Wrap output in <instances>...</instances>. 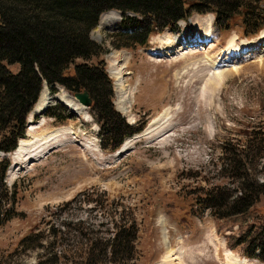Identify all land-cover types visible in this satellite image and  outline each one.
<instances>
[{
	"label": "rangeland",
	"instance_id": "obj_1",
	"mask_svg": "<svg viewBox=\"0 0 264 264\" xmlns=\"http://www.w3.org/2000/svg\"><path fill=\"white\" fill-rule=\"evenodd\" d=\"M249 6L247 12L260 14L257 24L264 22V0H249ZM123 14L110 9L101 15L91 37L105 52L89 63L105 61L114 108L141 130L126 138L129 150L115 156L116 151L103 145L106 138H101L94 110L80 109L76 114L60 98H51L42 111L36 109L43 95L65 92L66 100L75 98L65 87L45 82L26 121L22 139L31 141L27 149L0 150V165L9 162L0 180V191L9 192L3 199L9 211L0 224V256L24 264L53 256L59 264H92L106 253L107 258L96 264H264L244 256L243 245L233 247L264 222V193L244 214L219 217L213 212L232 204L238 173L264 181V155L259 149L264 146V26L252 33L245 22L252 14L241 10L226 29L213 25L214 32L211 12L191 11L178 22V31L164 29L143 46L134 42L117 48L112 42L116 38L120 44L115 35L122 30ZM110 17L114 23L102 26ZM186 27L193 32L186 36L210 39L183 48L188 44L177 38ZM173 36L177 47L166 51ZM118 55L123 58L119 76L113 65ZM10 68L16 72L19 64ZM120 81L129 91L127 110L121 107ZM51 107L65 118L45 114ZM54 131L51 147L34 160V146ZM5 135L6 130L0 132V138ZM234 148L248 153L249 148L259 150L235 156L241 160L237 172L224 160ZM225 196L224 207L211 205ZM120 228L136 232V238L131 257L113 261L106 246ZM33 232L40 233L41 241L36 248H26L23 240Z\"/></svg>",
	"mask_w": 264,
	"mask_h": 264
},
{
	"label": "trees",
	"instance_id": "obj_2",
	"mask_svg": "<svg viewBox=\"0 0 264 264\" xmlns=\"http://www.w3.org/2000/svg\"><path fill=\"white\" fill-rule=\"evenodd\" d=\"M249 7V0H0V132L6 130V135L0 138V150L10 152L17 147L18 138L25 134L27 114L36 103L45 81L52 86L61 84L72 93L89 91L93 99L91 111H95L100 123L101 138H106L105 149L115 150L126 136L141 130L142 126L136 128L129 124L114 108L112 80L105 61L100 59L97 63H89L105 52L103 46L91 37L103 12L110 9L124 12L123 28L115 35L120 44L116 38L112 42L119 48L132 46L134 42L145 44L153 33L166 27L175 29L178 21L191 11L214 12L217 23L228 27L226 25L234 15L245 10L248 15L252 14L245 22L254 29L252 33H256L264 22L257 24L260 14L247 12ZM128 11L137 13L138 17L127 15L125 12ZM249 11H253L252 8ZM14 63L19 64L16 72L10 68ZM46 114L58 116L61 121L65 118L54 112L53 107ZM252 146L256 147L255 143ZM236 149L227 151L224 157L225 165L231 171L239 172L240 169L241 160L235 156L255 154L259 149L264 155V146L249 148V153ZM8 166V161L0 165V180ZM242 174L238 173V193L231 200L232 204L224 210L215 208V215L244 214L264 193V181L260 182L248 173ZM8 193L7 188L0 191V224L8 217L9 210L4 209L3 204ZM220 193L218 197L222 198ZM227 198L225 196L218 203L211 202V205L224 207ZM260 226L255 232H248L247 238L240 239L239 245L245 243V255L264 261V223ZM135 238L136 232L131 234L118 229L106 246L110 258L113 261L129 259ZM40 241V233L33 232L23 243L26 248H36ZM106 258L107 253L92 264ZM16 261V258L0 256V264H24ZM35 264H59V259L57 256L48 257Z\"/></svg>",
	"mask_w": 264,
	"mask_h": 264
},
{
	"label": "bare ground",
	"instance_id": "obj_3",
	"mask_svg": "<svg viewBox=\"0 0 264 264\" xmlns=\"http://www.w3.org/2000/svg\"><path fill=\"white\" fill-rule=\"evenodd\" d=\"M213 17V16H212ZM211 17V18H212ZM117 18V17H116ZM115 19V18H114ZM114 19H112V17H110V18H107L104 22H103V24H102V26H105V24H111L112 22L114 23ZM112 20V21H111ZM211 20H213V19H211ZM193 23L196 25L197 23H198V21L197 20H193ZM108 25H106V26H108ZM203 25L205 26L204 27V30H206V23L205 22H203ZM114 26V25H113ZM211 26H212V28L214 29V27H213V25H212V21H211ZM194 29H196L197 30V27H193ZM212 28L210 29V31H212ZM215 30V29H214ZM195 32V31H194ZM191 33H193L191 30L188 32V30H186L185 32H183L182 34H180V35H178L179 37L177 38V39H179V40H182V44H188L187 46H185V47H183V48H188V46H195V44L197 43V42H199V40H202V42H207L210 38L209 37H207V36H202L201 34H197V35H190V36H186L187 34H191ZM169 35H174L173 33H171V34H169ZM175 37H177V36H175ZM189 38L188 40H184V39H186V38ZM193 37V38H192ZM169 38H171V43H169L168 45H167V47H166V51H168V50H175L176 49V43H178L177 41H176V39L174 38V36L173 37H169ZM263 38H264V36H263ZM198 39V40H197ZM184 40V41H183ZM263 41V40H262ZM261 41V42H262ZM261 42H259V45H260V43ZM183 45V46H184ZM259 45L258 44H255L254 46V48H256V47H259ZM197 46V45H196ZM182 48V49H183ZM181 49V50H182ZM252 49H253V47H252ZM180 51V49L179 50H177V51H175V52H179ZM232 51H234V50H232ZM164 54H166V53H163L162 55H164ZM120 55V54H119ZM117 56V57H115L114 58V60H113V62H114V66H115V68H114V73L117 75V76H119V75H121L122 74V72H121V68L118 66V63L121 61V60H123V58H122V55L121 56ZM224 72H221V73H218V74H220V76H225V73L223 74ZM217 74V75H218ZM219 76V75H218ZM120 90L118 91L119 92V96L121 97V98H123V104L121 105V107H122V109L123 110H127L128 108H129V106H130V100H129V98H128V88L127 87H124V83H123V81H120ZM42 93V92H41ZM44 93V92H43ZM45 94V93H44ZM57 96L56 97H51V95L49 96V95H47V96H42L41 97V99H39V101H38V103H37V110H40V111H42L43 110V108H45L47 105H48V103H49V101H50V99L51 98H60L68 107H69V109L71 108L72 110H74L75 111V113L76 114H80L79 112H80V109H84V110H86V108L85 107H83L82 105H80L79 103H78V101L75 99V98H73V97H70V96H68V99L66 100L65 99V96H66V93L65 92H62V93H59V94H56ZM119 97V98H120ZM120 98V99H121ZM120 101V100H119ZM77 105V106H76ZM155 120H157V119H155ZM154 120V121H155ZM33 128V126L28 130V134H30V132H32V129ZM73 129V128H72ZM72 129H69V133H72V134H74V135H76V132H75V130H72ZM56 131H54V132H51V133H49V134H44V136L39 140L40 141V143L37 145V146H34V144H31V145H29V147H30V150L32 149V147L34 146V148H33V151H37V153L35 154V158H34V160H37L38 158V156H43V154H42V152H45L47 149H49L50 147H51V143H52V139L56 136L55 133ZM60 130H58V134H60ZM63 132H65V129L63 130ZM62 134V133H61ZM58 136V135H57ZM23 137H21V139L19 140V143H18V145H17V148L14 150V151H16V153L17 152H21V151H23V150H26L27 149V147H28V143L29 142H31V141H28L27 143H25L26 141H24L23 139H22ZM34 141V140H33ZM35 142V141H34ZM129 148H130V140H128V139H126L125 140V142H124V144H123V146H122V148L120 149V150H118L117 151V153H115V156H118V155H120V154H125L128 150H129ZM22 155V154H21ZM19 156V155H18ZM21 168V167H20ZM170 255V254H169ZM172 255V254H171ZM229 255V254H228ZM176 258H178V257H176ZM178 260L180 261V259L178 258ZM226 264V263H225Z\"/></svg>",
	"mask_w": 264,
	"mask_h": 264
},
{
	"label": "water",
	"instance_id": "obj_4",
	"mask_svg": "<svg viewBox=\"0 0 264 264\" xmlns=\"http://www.w3.org/2000/svg\"><path fill=\"white\" fill-rule=\"evenodd\" d=\"M74 97L77 98L80 103L87 107L91 106L92 104V97L90 96L89 91L86 89L81 92H75Z\"/></svg>",
	"mask_w": 264,
	"mask_h": 264
}]
</instances>
